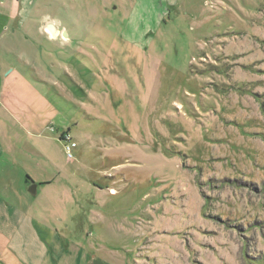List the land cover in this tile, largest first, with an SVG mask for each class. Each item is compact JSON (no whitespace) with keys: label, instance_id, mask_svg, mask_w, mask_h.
<instances>
[{"label":"rangeland","instance_id":"374dc122","mask_svg":"<svg viewBox=\"0 0 264 264\" xmlns=\"http://www.w3.org/2000/svg\"><path fill=\"white\" fill-rule=\"evenodd\" d=\"M0 1L2 264H264V0Z\"/></svg>","mask_w":264,"mask_h":264},{"label":"crops","instance_id":"0c3cea01","mask_svg":"<svg viewBox=\"0 0 264 264\" xmlns=\"http://www.w3.org/2000/svg\"><path fill=\"white\" fill-rule=\"evenodd\" d=\"M12 211L13 213H8L6 214V216H2L3 214H1V211H0V245H1L2 235L7 233V232H3V230L11 229L13 225H15V228H13V236L19 234L21 237L28 233H32L31 235L34 234L33 223L30 221V219L28 217H22L19 220L20 223L18 222L14 223V220L16 219V217L22 216L23 214L22 212H19V210H16V209H13ZM2 219H4V222L2 221ZM4 225H5V228L3 227ZM16 240H17V237L15 236L9 239V241L6 243L8 248L11 250V252L17 251L23 247V244L16 242ZM0 249H1V246H0ZM0 264H2L1 258H0ZM3 264H9V263L3 262Z\"/></svg>","mask_w":264,"mask_h":264},{"label":"water","instance_id":"95a60500","mask_svg":"<svg viewBox=\"0 0 264 264\" xmlns=\"http://www.w3.org/2000/svg\"><path fill=\"white\" fill-rule=\"evenodd\" d=\"M46 32L48 34H50V36L52 38H55L57 35H59V29L57 28L56 24L51 22L47 25L46 27ZM61 35L64 37V38H68V35H67V32L66 31H62ZM37 188L38 186L36 184H32L29 188V193L33 196H36L37 195Z\"/></svg>","mask_w":264,"mask_h":264},{"label":"built area","instance_id":"2783aa9c","mask_svg":"<svg viewBox=\"0 0 264 264\" xmlns=\"http://www.w3.org/2000/svg\"><path fill=\"white\" fill-rule=\"evenodd\" d=\"M65 140H67V141H70V138L67 136L66 138H65ZM76 145L74 144V143H72V144H70L69 146H67V152L69 153V157H70V150L72 149V148H74Z\"/></svg>","mask_w":264,"mask_h":264}]
</instances>
